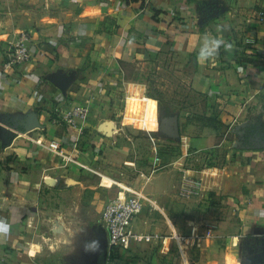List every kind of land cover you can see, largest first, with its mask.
<instances>
[{
  "label": "crops",
  "instance_id": "0c3cea01",
  "mask_svg": "<svg viewBox=\"0 0 264 264\" xmlns=\"http://www.w3.org/2000/svg\"><path fill=\"white\" fill-rule=\"evenodd\" d=\"M56 1L70 6L62 17L39 19L32 59L18 66L9 65V50L29 17H16L31 12L0 0V264H50L46 253L57 264L67 252L70 264H177L175 254L182 264H201L193 255H216L217 237L235 254L246 246L264 255V0ZM205 36L231 47L201 61ZM152 61L166 72L167 86L158 89L166 93L168 73L176 74L204 97V118L169 113L147 84L128 77L127 65ZM59 75L67 78L63 88L51 80ZM79 105L89 107V117L71 127L62 118ZM33 113L40 128L26 130ZM140 134L151 143L146 157ZM53 141L62 154L44 146ZM218 149L221 165L190 167L192 158ZM185 171L203 180L199 198L178 197ZM126 190L145 199L133 225L152 240L110 254L93 208L102 213L111 200L130 196ZM206 196L231 214L212 239L193 204ZM92 222L80 234L78 224ZM103 253L107 262L98 259Z\"/></svg>",
  "mask_w": 264,
  "mask_h": 264
},
{
  "label": "rangeland",
  "instance_id": "374dc122",
  "mask_svg": "<svg viewBox=\"0 0 264 264\" xmlns=\"http://www.w3.org/2000/svg\"><path fill=\"white\" fill-rule=\"evenodd\" d=\"M24 2L22 3L21 0H16V4L20 6H24L25 9L27 7V11H30V15H17L16 19L18 23H21L23 21V17L27 18L29 17V23L27 24V28L21 29L20 32H16L15 36H20L22 34H29L33 37L37 31V22L39 19L42 17H62L64 15V8H69L70 4L67 6H64L63 4L59 3L56 0H44L43 3L39 0H23ZM30 2V3H29ZM44 4V5H43ZM47 5L48 8H47ZM43 6V7H42ZM63 8V9H62ZM62 9V10H61ZM6 17V16H2ZM25 22H27L25 20ZM17 44V43H16ZM15 44V45H16ZM9 51H13L14 47L10 46ZM158 64L155 63V61L152 62H146V64L139 65L138 63H132L129 64L125 67V71L130 78H136L142 80V83H145L149 86V95L157 97L161 100V107L166 108L169 110V113L173 115H183V114H192L194 116V119L201 120L204 118L203 116L206 114L207 110V105L205 103L204 97L201 96L199 93H195L193 91L188 90V87L182 83V81L178 78V76L174 73H168V76L170 78L169 80V89L165 90L163 93L160 91L159 86L162 84L163 87H166L167 84L165 83L166 81H162L161 78L162 76L166 75V72L163 70H157ZM178 69L175 66L173 71L176 72ZM171 72L170 70H168ZM161 86V87H162ZM159 88V89H158ZM132 109L138 110V106H135L134 104L131 105ZM155 109L154 103L149 102L148 103V110L150 116L152 115V110ZM202 114V115H201ZM149 117V115H148ZM150 120V117L149 119ZM154 133L161 134L160 133V128H156ZM138 138L141 139L145 144V148L143 151V157H146L148 152L150 151L151 148V143L147 142L148 137L146 135H138ZM229 146V143L225 145ZM225 149L223 148L222 151ZM224 162V153H221V150L217 151H211L209 155H198L194 158H192V162L190 164V167L193 168H207L208 166H215V165H221ZM193 204L197 207V209L200 210V215L202 216V224L201 227L203 231L205 232L206 229H208L209 225H216L217 229L216 232L218 231L219 228H223L226 226L225 219H230V210L228 206L225 204H222L218 199L210 196H206L203 201L200 202H193ZM201 205V206H198ZM103 213V212H102ZM102 213H97L95 209L93 208V214H98L99 217L95 218V221H100L102 217ZM197 214V213H196ZM198 215V214H197ZM99 219V220H98ZM94 221V222H95ZM224 224V225H223ZM69 225V230H65L64 234L70 236L72 233L70 231L71 225ZM88 227H93L95 226V223H79L78 227L81 230L80 234H84V231L82 230H88L86 228ZM86 234V233H85ZM220 234V233H219ZM73 235V234H72ZM71 235V236H72ZM75 236L73 235V237ZM71 238H66L64 239L68 246L70 244V239ZM74 240H77L79 244H81V241H85L84 239H79L75 238ZM217 242L218 247L215 246L214 244V249H217V253L215 255V252H212V254H207L206 256H202L199 253L195 252L193 255V260L195 261L198 259V262H201V264H231L234 261L236 263L233 264H264V255H262L261 251H258L257 253H251L249 250H247L246 246H243L241 249V253L235 254L234 248L233 251L228 248L229 246L226 245V242L224 238H219L217 237L213 242ZM213 245V244H212ZM214 251V250H213ZM68 253V252H67ZM63 253V255L60 257V259H57V264H70V254ZM174 253V252H172ZM175 254V253H174ZM53 254H45L42 256V260L46 262V260L49 258V260H52L50 264H56V261L52 258ZM106 257V259H105ZM108 258V253H103L99 255L98 259L105 262H107ZM174 259L177 258V264H182V258L181 255H174ZM240 259V261H239ZM55 261V262H54ZM181 262V263H179ZM197 263V262H196ZM46 264V263H45Z\"/></svg>",
  "mask_w": 264,
  "mask_h": 264
},
{
  "label": "built area",
  "instance_id": "2783aa9c",
  "mask_svg": "<svg viewBox=\"0 0 264 264\" xmlns=\"http://www.w3.org/2000/svg\"><path fill=\"white\" fill-rule=\"evenodd\" d=\"M157 2H151L150 9L155 11L158 5ZM260 20H264V13L259 14ZM32 38L29 34H22L21 40L16 45H13V51H10L9 65H22L29 62L32 59L31 50L29 44ZM254 40H248L247 44L253 45ZM40 56H44L41 52ZM90 109L86 105H79L73 108L63 116V121L71 127H76L78 122H85L89 117ZM51 151L62 154L61 144L53 141L44 145ZM205 190L204 182L190 172L185 171L179 186L178 197L182 200L188 201L199 198L203 195ZM131 195L128 197L119 196L116 199L111 200L104 208L101 222L102 226L109 236V251L110 254L116 248H129L134 244H140L144 242H150L152 237L139 234L134 229V220L138 214L144 208L145 199L142 196L135 195L129 190H126ZM216 225H209L205 233L206 239H212L215 237Z\"/></svg>",
  "mask_w": 264,
  "mask_h": 264
},
{
  "label": "clouds",
  "instance_id": "9594fccd",
  "mask_svg": "<svg viewBox=\"0 0 264 264\" xmlns=\"http://www.w3.org/2000/svg\"><path fill=\"white\" fill-rule=\"evenodd\" d=\"M222 45L229 48L231 47L230 44H225V42L218 37L205 36L199 48L198 59L207 61L216 56Z\"/></svg>",
  "mask_w": 264,
  "mask_h": 264
},
{
  "label": "water",
  "instance_id": "95a60500",
  "mask_svg": "<svg viewBox=\"0 0 264 264\" xmlns=\"http://www.w3.org/2000/svg\"><path fill=\"white\" fill-rule=\"evenodd\" d=\"M51 80H52V82H54L57 86H59L61 88H63L64 85H66V83H67V78L60 76V75L52 78ZM25 128H26V130L40 128V124L38 122L37 115L35 113L30 114V116L27 119V124H26Z\"/></svg>",
  "mask_w": 264,
  "mask_h": 264
},
{
  "label": "trees",
  "instance_id": "16d2710c",
  "mask_svg": "<svg viewBox=\"0 0 264 264\" xmlns=\"http://www.w3.org/2000/svg\"><path fill=\"white\" fill-rule=\"evenodd\" d=\"M151 97H153L154 99H156L158 101V103L161 105V100L159 98L154 97V96H151Z\"/></svg>",
  "mask_w": 264,
  "mask_h": 264
}]
</instances>
